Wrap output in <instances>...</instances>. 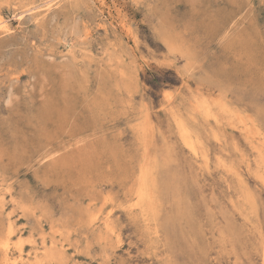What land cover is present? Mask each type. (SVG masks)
I'll return each mask as SVG.
<instances>
[{"label":"rangeland","instance_id":"1","mask_svg":"<svg viewBox=\"0 0 264 264\" xmlns=\"http://www.w3.org/2000/svg\"><path fill=\"white\" fill-rule=\"evenodd\" d=\"M0 8V264H264V0Z\"/></svg>","mask_w":264,"mask_h":264},{"label":"bare ground","instance_id":"2","mask_svg":"<svg viewBox=\"0 0 264 264\" xmlns=\"http://www.w3.org/2000/svg\"><path fill=\"white\" fill-rule=\"evenodd\" d=\"M199 1V0H198ZM6 2V1H5ZM46 2V1H45ZM3 3V2H2ZM56 3V2H55ZM32 4V3H31ZM2 5V4H1ZM1 9V8H0ZM31 9V8H30ZM1 11V10H0ZM1 13V12H0ZM8 24V23H7ZM5 28V22L4 21H2V20H0V29H4ZM73 31V30H72ZM77 34V33H76ZM232 42V41H231ZM200 64V63H199ZM67 67V66H66ZM187 67V66H186ZM68 68V67H67ZM102 68V67H101ZM68 70V69H67ZM70 73V72H69ZM69 79V78H68ZM122 80L123 79H125V78H121ZM121 80V81H122ZM126 80V79H125ZM50 81V80H49ZM65 81V80H64ZM68 81V80H67ZM125 82V81H124ZM38 83V82H37ZM48 83V82H47ZM32 84V83H31ZM50 84V83H49ZM51 84H53V83H51ZM125 84V83H124ZM67 85V84H66ZM39 86V85H38ZM35 88V87H34ZM49 88V87H48ZM47 95V94H46ZM45 97V96H44ZM19 98V97H18ZM41 101V100H40ZM105 101V100H104ZM17 102V101H16ZM45 102H47V101H45ZM52 102V101H51ZM106 102V101H105ZM54 104V103H53ZM59 104V103H58ZM49 105V104H48ZM47 105V106H48ZM53 106V105H52ZM49 107V106H48ZM51 107V106H50ZM113 108V107H112ZM52 110V109H51ZM65 110H66V108H65ZM45 112V111H44ZM47 114V113H46ZM61 117V116H60ZM42 120V119H41ZM44 123V122H43ZM43 136V135H42ZM41 136V137H42ZM44 137V136H43ZM25 139V138H24ZM49 159V158H48ZM248 163V162H247ZM66 165V164H65ZM62 167H64V166H62ZM64 170V169H63ZM52 172V171H51ZM38 173V172H37ZM61 173V172H60ZM61 177V176H60ZM61 181V180H60ZM68 182V181H67ZM44 184V183H43ZM246 185V184H245ZM130 189H131V187H130ZM142 189V188H141ZM141 191V190H140ZM139 191V192H140ZM129 194V193H128ZM255 194V193H254ZM72 198V197H71ZM140 199H141V197H140ZM248 203V202H247ZM138 204V203H137ZM250 204V203H249ZM249 204H247V205H249ZM255 208V207H254ZM5 220V219H4ZM72 223V222H71ZM84 224V223H83ZM86 226V225H85ZM8 227V226H7ZM264 236V235H263ZM4 242H6V241H4ZM21 251V250H20ZM7 257H8V254L6 253V256H5V259L7 260ZM9 259V258H8ZM17 259V258H16Z\"/></svg>","mask_w":264,"mask_h":264}]
</instances>
